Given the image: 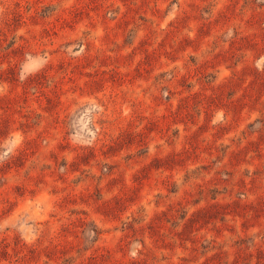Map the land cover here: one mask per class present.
I'll list each match as a JSON object with an SVG mask.
<instances>
[{
	"label": "rangeland",
	"instance_id": "obj_1",
	"mask_svg": "<svg viewBox=\"0 0 264 264\" xmlns=\"http://www.w3.org/2000/svg\"><path fill=\"white\" fill-rule=\"evenodd\" d=\"M0 264H264V0H0Z\"/></svg>",
	"mask_w": 264,
	"mask_h": 264
}]
</instances>
